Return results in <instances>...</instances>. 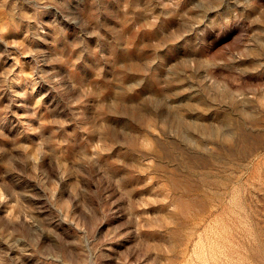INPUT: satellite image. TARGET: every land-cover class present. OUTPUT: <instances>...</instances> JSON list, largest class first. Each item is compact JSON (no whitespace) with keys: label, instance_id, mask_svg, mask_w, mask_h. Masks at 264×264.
I'll return each instance as SVG.
<instances>
[{"label":"rangeland","instance_id":"rangeland-1","mask_svg":"<svg viewBox=\"0 0 264 264\" xmlns=\"http://www.w3.org/2000/svg\"><path fill=\"white\" fill-rule=\"evenodd\" d=\"M0 264H264V0H0Z\"/></svg>","mask_w":264,"mask_h":264}]
</instances>
